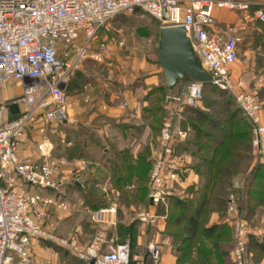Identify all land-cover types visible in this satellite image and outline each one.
<instances>
[{
  "label": "built area",
  "instance_id": "obj_1",
  "mask_svg": "<svg viewBox=\"0 0 264 264\" xmlns=\"http://www.w3.org/2000/svg\"><path fill=\"white\" fill-rule=\"evenodd\" d=\"M215 10L238 11L242 14L241 22L219 33ZM136 11L156 20L160 29L181 27L202 69L210 76L206 83H183L177 95L165 98L159 151L147 184V203L155 210L139 212L136 220L153 227L160 219L158 208L167 209L172 184L178 181L182 163L177 158L176 147L188 136L180 127L184 112L202 101L205 85L231 97L250 125L253 170L264 167L262 105L242 81L233 79L232 72L245 24L264 25V0H0V264H32V243L38 241L68 251L84 264H145V259L132 256L128 242L96 237L90 244L81 246L76 237L55 234L48 207L65 211L66 204L20 186L57 191L61 182L55 178L62 175L68 162L52 158L51 148L44 143L37 148L43 159L41 163L20 160L17 156L20 138L28 128L59 124L55 118L57 112L69 121L68 114L75 107L65 93L71 77L86 59L102 62L108 55L111 21ZM100 34L105 37L100 39ZM116 44L122 47L124 42L119 40ZM11 87L18 92L5 93ZM10 105L17 106V113L9 110ZM38 129L44 134V127ZM247 183L248 177L235 180L233 189L242 195ZM237 201L238 196L232 194L227 202L230 219L234 221L231 259L234 264H249L246 240L252 234L237 212ZM107 213L114 214V208L91 214L90 221L102 223ZM146 256L153 264H159L160 246L148 243Z\"/></svg>",
  "mask_w": 264,
  "mask_h": 264
},
{
  "label": "crops",
  "instance_id": "obj_2",
  "mask_svg": "<svg viewBox=\"0 0 264 264\" xmlns=\"http://www.w3.org/2000/svg\"><path fill=\"white\" fill-rule=\"evenodd\" d=\"M214 17L217 22L216 30L219 33H223L226 27L241 22V18L238 20L237 15L229 10H215ZM245 26L246 31L243 33L245 45L238 50V52L242 51L245 61L241 65L239 74L232 67L233 79L242 81L245 89L259 100L256 90L264 89V74L263 78L261 77L262 71L264 73V25L258 22H248ZM160 70L150 71L147 76H144L146 88L141 87L139 90H131L134 87L128 88L123 94L125 95L124 100L117 101L119 96L115 98L114 91L108 90L112 84H109V87L106 83L98 84L97 81L90 80L87 69L81 66L75 75L78 77V86H71L70 93L67 94V99L75 104V107L68 114L67 126L60 123L51 124L49 131H47L44 125L37 124L28 128L20 138L17 149V156L20 160L41 163L43 159L37 148L44 143L51 148L52 158L64 159L68 162V165L62 169V175L55 178L56 181L61 182L57 191L39 190L22 184L20 186L30 193H37L66 204L67 210L65 211H60L54 206L48 207L49 222L55 224L53 232L58 236L63 238L76 237L81 246L90 244L96 237H101L105 241L113 240L116 243L128 242L133 250L132 256L139 260H146V253L143 255L142 251L146 250L148 243L154 242L153 239L156 237L154 232H158V227L154 230L156 226L147 227L139 223L136 220V211L137 208L141 207H144L142 211L155 210L147 203L146 187L149 169L152 165V151H150V147L146 146L140 151L134 147L131 141V144L129 142L127 146L122 147L118 144L117 138L118 132H121L123 137L126 135L138 136L144 132L145 128L149 133L153 132L154 125L153 122L151 123V119L155 121V117L153 114L146 113L144 109L148 104H152L153 91H156V88L153 89L152 86L156 85L155 82L160 84L162 78ZM73 77L69 85L76 78ZM113 79L108 78L107 82L113 81V83L121 84L125 81L123 73L118 69H116V76ZM73 84L71 83V85ZM159 87L161 86H158L157 89ZM250 89L255 90V92ZM85 99H88L87 103ZM142 115L143 118L140 119ZM146 115L150 119L147 118L146 120ZM131 120L142 121L141 128L126 124ZM262 120L264 122V118ZM39 127H44V134L39 133ZM185 131L189 135V131ZM191 135L193 136L192 133ZM196 150L193 146L178 149L177 158L181 159L182 163L178 181L172 184L171 198L180 200L190 198L196 199V201L201 198L208 201L213 195L205 187L207 183L204 172L205 164L200 161ZM58 151L63 154H59ZM74 155L76 156L73 158ZM122 161H127L126 163L132 169V173L121 172L124 170L121 168ZM117 165L121 166L118 170L121 173L119 179L117 178L118 180L108 170V167L116 168ZM137 170L147 171L145 181L139 180ZM76 182L80 184V187L75 184ZM233 184L232 180L229 186L225 188L226 205L221 210L214 209L209 203L205 205L204 216L206 221L203 224L205 228L215 225H231L227 202L230 196L235 194ZM93 185L96 188L95 193L91 189ZM247 195L248 192L246 191L244 198L242 197V204L239 205L237 202L240 210L238 213H245L244 216L249 214ZM94 200L106 201L108 205L96 209L90 203ZM76 206H80V212L84 217H87V225L81 221L74 233L65 236L62 231L74 216ZM109 207H113L115 213H107L104 222L94 224L90 221L91 214ZM250 213H252L249 222L252 226V235L258 239H264V204H260ZM169 215L170 209L167 206V209H164V226L159 228L160 232L164 230L163 263L180 264L173 253L174 240L167 234ZM130 226L133 227L131 238L125 232ZM58 251L60 252L40 242H33L31 263L79 264L77 259L68 251L62 249ZM255 264H264V258Z\"/></svg>",
  "mask_w": 264,
  "mask_h": 264
},
{
  "label": "rangeland",
  "instance_id": "obj_3",
  "mask_svg": "<svg viewBox=\"0 0 264 264\" xmlns=\"http://www.w3.org/2000/svg\"><path fill=\"white\" fill-rule=\"evenodd\" d=\"M241 1H248V0H232V2H241ZM234 15H237L238 20L241 18V14L238 11L232 10ZM160 25L159 23L148 16L147 14L136 11L133 14L130 15H120L114 18L111 21V27H110V33L108 34V55H105L102 62H94L92 60L86 59L85 62H83L82 66L83 68L87 69L89 74V79L98 82L99 83H106L109 87V84H112L110 89V92L114 91V97L116 98L119 96L117 101H121L120 99L124 100L125 90H128V88H133L131 90H139L141 87L146 88L144 85V76H147V74L151 71L159 69L160 67L157 62V45H158V35H159ZM102 38L105 37L104 35L101 36ZM122 40L124 42V45L122 47H119L116 42ZM95 48V47H94ZM112 54V55H111ZM245 57L240 50L238 52L237 61L234 64V69H236V72L239 74L241 72V65L244 63ZM116 69L118 71L123 73V77H125L124 83L116 84L112 82H107L108 78H112L116 76ZM161 72V70H160ZM263 71L261 77L263 78ZM118 75V73H117ZM105 80V81H104ZM114 80V79H113ZM160 84L152 86V88H156V91H153V96L151 99L152 104H148L145 107V112L149 114H153L156 116L155 118H162V122L164 120V102L165 98L167 96H175L177 95L182 87V83H180L174 90L172 91H164L162 88H164V80L163 78L160 79ZM158 86H161V89H157ZM160 90V91H157ZM252 92H255V90L250 89ZM17 89L11 87L7 90H5V93L15 94ZM257 96L259 98V103L262 105L263 112H262V118H264V89H258L256 90ZM251 93V92H250ZM104 94V93H103ZM252 94V93H251ZM3 96L4 93H1ZM115 102V101H114ZM162 110V113H160L159 109ZM199 112H202L205 116V120H198L197 124H199L202 127L210 128L211 126L216 124H224L229 115L232 113L233 116H235L234 125L236 123H241V118H243V115L236 109L235 105L233 104V101L231 97L227 93H221L217 90L206 88L204 91V99L201 103L198 104L196 107ZM239 113V114H238ZM145 114V113H144ZM143 118V115L140 117V119ZM150 119V117H147ZM143 119V121H146ZM185 120V118H183ZM141 122L140 120H131L129 123L126 124H132L134 127L137 126V128H141ZM153 122V123H152ZM159 121H154V119H151V123L154 125L153 132L149 133L147 129L143 130L144 132L138 136L131 135L130 136H122L121 132H118V144L122 147H125L129 144V142H133L134 147L138 148L140 151L146 146L150 147V151H152V162L157 157L158 151H159V145H158V136H159V130L161 128V125ZM183 122V121H182ZM148 123V121H147ZM189 125L187 129L189 131V139H191V129L192 125L189 122ZM216 126V125H215ZM46 130L49 131V125L45 126ZM240 129H236L235 131H239ZM242 130H245V125H243ZM132 134V133H131ZM187 136V138H188ZM133 138V140H132ZM130 142V144H131ZM104 146V145H103ZM189 148V146H187ZM148 149V150H149ZM97 152V151H96ZM59 154H63L62 152H59ZM76 154V153H75ZM76 155L73 156V158ZM100 156V155H99ZM244 160H242L241 163H239V166L236 167L234 170L232 179L230 180V183L235 182V180H245L248 177V184H249V177L252 174L253 167H254V161L253 157L251 155V146L249 147V153L248 155H243ZM151 171V170H150ZM150 175V173H149ZM149 180V179H148ZM248 184H246L245 188L242 191V195L245 196L246 191L248 189ZM147 187V186H146ZM148 192V190H147ZM237 192V191H235ZM244 198V197H243ZM76 211L74 212V216L70 219V221L67 223V225L64 226V232L63 235H68L70 233H74L75 230L78 229L79 224L81 221H83L84 225H87V217H84V215L80 212V206H76ZM144 207L137 208L136 213L142 211ZM164 209L163 207L158 208V213L161 212L160 219L158 223L155 225L154 230L158 227V232H154L155 239H153L154 242H156L162 252L161 260L159 264H164V230L163 232L159 231V228L161 226H164ZM240 211L237 208V212ZM240 215V214H239ZM245 213L241 215L244 222L246 223L249 231L252 234V226L246 221V216H244ZM83 219V220H82ZM231 225L228 226L229 228V238L226 239V244L222 246V249L218 250L217 252V264H234L231 259V251L234 247V221H230ZM92 234V233H91ZM39 242V241H38ZM36 242V243H38ZM41 244L52 248L53 250L60 252L58 250H61L60 248L56 247L55 245L49 243V242H40ZM248 243V238L246 240V245ZM248 250V249H247ZM133 251V250H132ZM191 250H187V253H191ZM143 255L146 253V250L144 249V252L142 251ZM251 253L253 255L252 261L249 262V264H255L260 259H262L263 256L260 253H256L255 251L251 250ZM249 252L246 253V258L248 256ZM62 255V254H61ZM65 255V254H64ZM251 256V254H250ZM153 264L149 259L145 260V264Z\"/></svg>",
  "mask_w": 264,
  "mask_h": 264
},
{
  "label": "trees",
  "instance_id": "obj_4",
  "mask_svg": "<svg viewBox=\"0 0 264 264\" xmlns=\"http://www.w3.org/2000/svg\"><path fill=\"white\" fill-rule=\"evenodd\" d=\"M101 36L102 34H100V39H102ZM244 45L245 36L243 37V42L240 47L242 48ZM75 75L76 73L74 77H76ZM77 78L78 77L74 78V82H71L72 84L74 83L73 85H71V83L69 85L68 83L65 91L66 95L70 93L71 86H78ZM206 88L217 90L209 85H205L203 89V99ZM158 89H161V87ZM162 89L167 91L165 87ZM158 109L160 113H162V110L160 108ZM196 109L197 108H187L184 112L185 120L181 122V128L183 130H188V126L191 128L189 125L190 122L193 136L191 135V139H189L188 136L184 142L177 145L176 154L179 148H187V146H193V148L197 149L196 151L199 154L200 161L205 164L204 172L207 179L205 187L209 189L208 191H211L213 195L208 201L202 200L201 198L198 201L190 198L182 200L176 198L169 199L168 207L170 209V215L168 218L169 229L167 234L174 240L173 253L180 264H217V252L226 244V239L229 238L230 235L229 228L226 225H215L205 228L203 225L206 221L204 216L205 205L209 203L217 210H221L226 205L225 188L229 186L236 167L244 160L243 155H248L249 153V147L251 146V129L244 117L241 118V123H236L234 125L235 116H233L232 113L224 124L215 123L216 126L213 125L210 128L202 127L197 124V121L205 120L206 118L202 112ZM155 121H159L161 124L162 118H155ZM243 125H245V130H242ZM236 129L240 130L235 131ZM126 162L127 161H124L121 164L122 167L119 165H117L116 168L108 167V170L116 179H119L121 175L118 171L119 167L124 168L121 172L126 174L132 173V169ZM150 170L151 166L149 173ZM137 175L140 181H145L147 171L137 170ZM147 179H149V174ZM249 181V184L247 183L249 214L246 215V221L248 223L251 221V210L254 211L260 204H264V167L258 166L255 168L249 177ZM91 189L94 192L96 188L93 185ZM235 194L238 196L237 202L239 205L242 204L243 195H240L238 192H235ZM90 203L93 204L96 209L108 205L106 201L102 200H94ZM132 231V226L125 230L126 235H129L130 238ZM247 249L249 252L247 256L249 262L252 261L253 257L251 250L263 256L264 239H258L256 236L249 235ZM187 250H191L192 252L187 253ZM262 258H264V256ZM77 262L79 264H84L79 261Z\"/></svg>",
  "mask_w": 264,
  "mask_h": 264
},
{
  "label": "water",
  "instance_id": "obj_5",
  "mask_svg": "<svg viewBox=\"0 0 264 264\" xmlns=\"http://www.w3.org/2000/svg\"><path fill=\"white\" fill-rule=\"evenodd\" d=\"M157 62L167 91L174 90L180 83H206L210 80L181 27H164L159 30ZM9 110L17 113V106L10 105ZM55 118L60 124L67 126L64 114L57 112ZM75 184L80 187L78 182Z\"/></svg>",
  "mask_w": 264,
  "mask_h": 264
}]
</instances>
